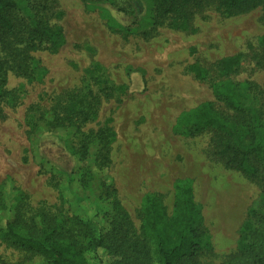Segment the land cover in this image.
Here are the masks:
<instances>
[{
  "label": "rangeland",
  "instance_id": "1",
  "mask_svg": "<svg viewBox=\"0 0 264 264\" xmlns=\"http://www.w3.org/2000/svg\"><path fill=\"white\" fill-rule=\"evenodd\" d=\"M57 1L66 45L58 53L36 54L34 67L45 72L41 80L10 77L13 99L0 120V185L10 181L34 207L62 218L79 213L93 217L95 204H102L98 198L106 203L103 184L112 182L139 227L146 195H160L171 209L174 182L190 179L215 248L205 259L224 262L235 252L250 212L255 222L262 218L260 189L211 154V134L191 138L175 125L182 112L214 100L211 85L220 79L218 65L226 57L240 56L230 79L252 83L248 101L264 108V7L240 16L211 7L197 14L188 30L160 27L125 37L108 29L99 9L87 10L82 0ZM106 7L125 27L145 17V6L137 1ZM90 108L96 116L80 122L79 133L69 127L45 128L54 114L65 117L82 109L87 114ZM107 120H112L116 138L109 165L101 166L98 134ZM39 128L44 133L36 138ZM85 142L90 155L80 160L75 152ZM41 155L56 167L54 174L44 170ZM85 168L91 172L86 188L78 183ZM22 257L0 233V264Z\"/></svg>",
  "mask_w": 264,
  "mask_h": 264
},
{
  "label": "trees",
  "instance_id": "2",
  "mask_svg": "<svg viewBox=\"0 0 264 264\" xmlns=\"http://www.w3.org/2000/svg\"><path fill=\"white\" fill-rule=\"evenodd\" d=\"M122 1L143 3V20L135 21L132 27L119 23L106 6H117ZM82 2L89 11L99 9L108 29L125 37L147 34L160 27L188 30L196 15L211 7L227 16L246 15L264 7V0ZM61 15L57 0H0V120L9 99H13L10 77L32 83L41 80L45 72L34 67L36 54L58 53L66 45V34L59 23ZM239 60L240 56L220 60V79L211 85L214 100L182 112L175 130L191 138L211 134V154L227 169L239 172L259 187L264 209V108L248 101L246 91L254 90L252 83L230 79ZM192 69L200 73L198 67ZM84 110L69 112L65 117L54 114L45 128L69 127L79 133L80 122L96 116L95 112L91 114V108L87 114ZM82 115L86 116L80 118ZM111 122L107 120L108 126L98 134L101 148L96 159L101 166L109 165L110 145L116 138ZM43 131L39 128L35 137L40 138ZM35 141L34 138L32 143ZM89 149L85 142L75 154L85 160L90 155ZM41 164L44 170L55 173L56 167L44 156ZM90 179L91 172L85 168L78 183L86 188ZM73 182L72 178L69 184ZM173 188L171 209L160 195L148 194L143 198L141 222L136 227L112 182L103 184L102 196L106 200L102 201L107 204L98 198L102 204H95L93 217L79 213L60 218L34 207L26 193L7 180L0 185V233L5 242L23 254L11 264H33L36 259L38 264H213L205 259L214 254L215 248L192 181L177 179ZM60 195L64 199L62 189ZM252 214L253 211L242 227L235 252L220 264H264V212L258 222Z\"/></svg>",
  "mask_w": 264,
  "mask_h": 264
},
{
  "label": "bare ground",
  "instance_id": "3",
  "mask_svg": "<svg viewBox=\"0 0 264 264\" xmlns=\"http://www.w3.org/2000/svg\"><path fill=\"white\" fill-rule=\"evenodd\" d=\"M153 168H154V166H153ZM150 169V168H149ZM156 169V168H155ZM153 170V169H152ZM149 172H147V174H148ZM154 173V172H153ZM154 178V177H153Z\"/></svg>",
  "mask_w": 264,
  "mask_h": 264
}]
</instances>
